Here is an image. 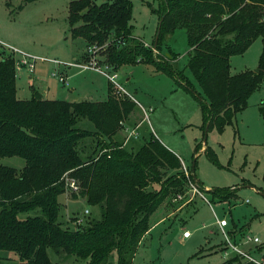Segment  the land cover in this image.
<instances>
[{
    "label": "trees",
    "instance_id": "16d2710c",
    "mask_svg": "<svg viewBox=\"0 0 264 264\" xmlns=\"http://www.w3.org/2000/svg\"><path fill=\"white\" fill-rule=\"evenodd\" d=\"M131 7L129 0H70L67 22L72 38L99 47L114 70L149 64L191 92L180 70L163 57L156 61L152 50L132 34ZM157 13L155 49L176 29L186 32V66L203 93L194 92L208 129L230 123L246 107L264 72V0H159ZM256 38L262 42L258 72L232 74L230 57L243 53ZM134 105L113 97L109 88L107 99L98 102L47 99L34 88L30 98L19 99L13 60H0V252H15L17 264H54L48 248L86 264L132 263L150 229L151 215L170 192L186 184L179 157L156 137L133 153L114 140L119 120L127 118ZM84 119L98 135L77 126ZM91 136L102 137L104 146L97 155L83 158L80 143ZM13 156L24 161L20 171L1 163ZM188 168L200 189L195 160ZM171 169L180 171L163 180L161 170ZM66 174L79 183L78 194L88 205L100 207L98 219L75 230L57 222V197L65 190ZM147 180L160 188L146 191ZM219 192L220 201L236 195L227 189L210 191L213 197ZM35 208L41 214L19 218ZM113 252L116 262L111 260ZM222 264L250 263L232 255Z\"/></svg>",
    "mask_w": 264,
    "mask_h": 264
},
{
    "label": "rangeland",
    "instance_id": "374dc122",
    "mask_svg": "<svg viewBox=\"0 0 264 264\" xmlns=\"http://www.w3.org/2000/svg\"><path fill=\"white\" fill-rule=\"evenodd\" d=\"M69 1L0 0V41L31 56L46 59L36 60L33 73H29L26 67L16 63L21 58L20 54L0 46V60L5 57L13 60L17 98H30L31 88H34L39 93L45 91L49 99L92 98L105 101L109 88L113 97L131 101L117 95L109 80L95 70L67 67L49 61L56 59L64 63L86 64L95 58L104 62L105 56L99 47L95 48V54L92 48L90 50V43L72 38L67 22ZM129 1L132 6V34L152 50L156 61L163 57L180 70L182 83L189 84L191 92L166 73L155 70L152 65H123L118 71L117 80L137 103L127 118L120 119L121 122L119 120L114 140L133 153L151 137H156L185 165L191 167L195 160V179L200 182L199 192L206 198V201L202 199L187 182L180 189L170 192L151 215L148 234L139 243L131 264H222L232 255L225 256L223 253L224 237L216 225V219L221 218L228 221L225 232L231 241L255 258L264 259V72L259 86L249 95L246 107L230 123L221 128L212 126L208 129L195 98V93L201 96L203 93L186 66L189 47L185 30L176 29L160 41L159 50L153 49L159 0ZM261 51V39L256 38L243 53L230 57V72L255 71ZM173 54L175 59L172 58ZM61 74L67 77V83L58 80ZM127 77L129 81H126ZM72 82L77 86L74 92L69 90ZM139 104L144 107L147 118L142 119L144 112ZM138 123H141L137 129L138 136L126 140L125 128L131 129ZM77 126L99 134L86 119L79 121ZM80 145L82 157L85 158L100 153L104 143L102 137L91 136L84 138ZM1 163L19 171L24 165L23 159L17 156L2 158ZM179 171L161 170L162 178L165 180ZM67 177L66 174L65 190L57 197V222L63 229L75 230L79 225L85 226L90 220L98 219L100 207L88 205L85 198L78 194L79 183L76 182L78 189L73 190L66 183L72 178ZM159 188V183L147 180L146 191ZM216 188L227 189L236 195L220 201L222 192L215 197L210 193ZM39 214L41 209L35 208L18 216L26 218ZM186 230L190 232V237L181 239ZM247 236L257 237L258 242L249 241ZM47 254L54 264L87 263L74 256L63 258L50 248ZM111 260L116 262L114 252ZM18 262L19 257L15 252H0V264Z\"/></svg>",
    "mask_w": 264,
    "mask_h": 264
},
{
    "label": "built area",
    "instance_id": "2783aa9c",
    "mask_svg": "<svg viewBox=\"0 0 264 264\" xmlns=\"http://www.w3.org/2000/svg\"><path fill=\"white\" fill-rule=\"evenodd\" d=\"M0 46L3 49H7V50L10 49L11 51L17 52L18 54H20L21 58L16 63L19 66L26 67L29 73H33L36 60H46V59H43L40 57L31 56L28 53L21 51V50H18V49L14 48V47L6 44V43H3L1 41H0ZM92 46H90V50L92 48L91 51L96 54V52H97L95 50L96 46H94V45H92ZM49 61L53 62L54 64L63 65V66H67V67L73 66V67H78L79 69L95 70L109 80V84L115 90L117 95H121L123 97H126L129 100L133 101L135 104L137 103L134 96L132 94H130V92L125 88V86L117 80L118 75H119L118 71L114 70L111 65H109L105 62L102 63V61H100V60L98 61L95 58H93L89 63H86V64L79 63V62H72V61L64 63V62L58 61L56 59H49ZM52 74L54 75L55 73H52ZM66 78L67 77H65L62 74L58 75V80L60 82L67 83ZM139 106L142 108V110L144 112V117L142 119L147 118V113H146L144 107L141 104H139ZM140 124L141 123H138L136 126L132 127L131 129H129L128 127L125 128V130L127 131L126 140H129V138H131V137L136 138L138 136V130L137 129L140 126ZM181 170H182V172L186 178L187 184L190 185V187L194 191H196L199 195H201V198L206 201V198L204 196H202V194L199 192V188L194 184L195 182L191 178V172H190L188 166L183 163V161H181ZM66 183H68V185L71 189H73V190L78 189V185L76 184L75 180L70 179V180H67ZM216 225L224 237L225 245L223 248V253L225 256H228L230 254L231 255H239L244 262H248L250 264H264L263 258H261V259L255 258L250 252L241 250L239 248V245H237L236 243L231 241L229 235L225 232V227L228 225L227 219H225V218L216 219ZM189 235H190L189 231H187V230L183 231L182 238H187V237H189ZM247 238L249 241H253L255 243L258 242L257 237L247 236Z\"/></svg>",
    "mask_w": 264,
    "mask_h": 264
},
{
    "label": "crops",
    "instance_id": "0c3cea01",
    "mask_svg": "<svg viewBox=\"0 0 264 264\" xmlns=\"http://www.w3.org/2000/svg\"><path fill=\"white\" fill-rule=\"evenodd\" d=\"M76 58H74V60H75ZM122 68V66L117 70V71H119L120 69ZM119 74V73H118ZM102 75V74H101ZM129 77H127L126 78V81H129ZM76 84L74 83V82H72V86L70 85L69 86V90H71V92H74V90L76 89ZM107 89V88H106ZM41 93V92H40ZM41 95L44 97V98H47V99H49L48 97H47V94H46V92L44 91V93H41ZM107 96H108V93H107ZM92 98H90V99H85V100H89V101H94V102H98V100H94V99H92ZM57 100H59V99H57ZM84 99H82V100H65V101H69V102H79V101H83ZM129 128V127H128ZM82 129H84V128H82ZM88 130H91V129H88ZM154 133V132H153ZM162 143V142H161ZM167 147V146H166ZM170 150V149H169ZM171 151V150H170ZM146 234H148V233H146ZM145 234V235H146ZM145 235H144V237H145ZM143 237V238H144ZM189 237H190V235H189ZM189 237H187V238H189ZM142 238V239H143ZM181 239H183V238H181ZM184 239H186V238H184Z\"/></svg>",
    "mask_w": 264,
    "mask_h": 264
},
{
    "label": "water",
    "instance_id": "95a60500",
    "mask_svg": "<svg viewBox=\"0 0 264 264\" xmlns=\"http://www.w3.org/2000/svg\"><path fill=\"white\" fill-rule=\"evenodd\" d=\"M160 28V25H158V29ZM156 43H157V36H156V39L153 43V49H155V46H156ZM255 72H258V67L256 68ZM208 126V125H207ZM206 130H207V127H206Z\"/></svg>",
    "mask_w": 264,
    "mask_h": 264
}]
</instances>
